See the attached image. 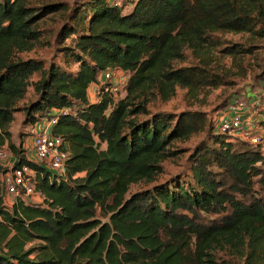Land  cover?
I'll return each instance as SVG.
<instances>
[{"label":"trees","instance_id":"16d2710c","mask_svg":"<svg viewBox=\"0 0 264 264\" xmlns=\"http://www.w3.org/2000/svg\"><path fill=\"white\" fill-rule=\"evenodd\" d=\"M61 10L53 56L24 57L45 36L40 21ZM221 32L264 38V0H0V146L14 168L35 169L43 196L8 206L0 162V264H264V151L215 134L204 111L150 108L178 87L196 97L228 82L206 55L253 48L223 47ZM189 56L201 63L178 64ZM108 68L122 73L125 95L91 101ZM30 88L34 98L19 106ZM22 108L33 128L58 117L51 131L70 149L65 174L12 141ZM204 132L211 143L188 157L192 181L157 183L178 151L170 146ZM138 182L149 186L131 191Z\"/></svg>","mask_w":264,"mask_h":264},{"label":"rangeland","instance_id":"374dc122","mask_svg":"<svg viewBox=\"0 0 264 264\" xmlns=\"http://www.w3.org/2000/svg\"><path fill=\"white\" fill-rule=\"evenodd\" d=\"M58 1L72 4L76 0ZM65 13V10L53 12L40 21L45 36L35 49L24 53V57L38 56L49 60L53 56V53L56 51V31L65 20ZM220 35L221 38H223V47L231 45L232 43H242L247 46H252L253 52L233 57L220 52V47L211 50L210 54L206 55V60L211 62L210 69L214 72H218L219 75L224 77L228 82L218 87L205 88L200 91L196 97H192L190 93H187L186 89L178 87L176 94L169 101L163 102L161 100H154L150 105L153 111L161 109L179 114L185 110L196 109L208 113L211 119L212 115L218 109L228 104L232 96H245L248 91V96L250 97H253V95L261 97V103L263 102L264 105V90L261 85L262 75H264V38L250 32H221ZM199 60L189 56L186 61L178 62V64L189 65V63H201ZM122 80H124L123 77H121V81ZM125 93V91H122L119 97H123ZM95 95L96 92L91 96V100L95 99ZM33 98V89L30 88L27 97L18 105L23 107ZM9 130L12 134V141L26 149V155L31 157L34 128L32 125L26 123V114L23 108L15 112V117L9 125ZM207 142L211 143L210 134L208 132L194 135L189 140L175 141L170 147L172 150L178 149V151L174 155L167 156L164 161H162L163 171L156 176V182L169 181L173 176H177L185 184L192 181L189 169V154L199 145ZM0 148L8 149L6 145L0 146ZM11 154L8 160L2 162L6 167H11L14 163V155L12 152ZM151 185L152 183H150V186ZM147 186L149 185L145 182H138L132 185L131 191ZM22 198L32 203L43 200V196L38 192L28 196L24 195ZM15 200L16 199L13 198V201ZM6 201L7 203H11L9 199ZM212 216L213 214L211 217ZM202 217L206 220V216L203 215Z\"/></svg>","mask_w":264,"mask_h":264},{"label":"built area","instance_id":"2783aa9c","mask_svg":"<svg viewBox=\"0 0 264 264\" xmlns=\"http://www.w3.org/2000/svg\"><path fill=\"white\" fill-rule=\"evenodd\" d=\"M124 0H110L115 6H122ZM122 73L110 68L104 70L99 80L95 83V101H99L101 95L109 94L117 98L121 89ZM264 90V77L261 79ZM249 92V91H248ZM235 95L227 105L218 109L211 118L213 132L223 135L227 140H241L258 146L264 151V134L262 121L264 120V105L261 97ZM60 112L54 109L53 114ZM58 117L52 115L44 118L41 126L34 127L31 159L38 164H44L54 174H65L67 161L70 157V149L64 137L53 134L52 126ZM37 125V124H36ZM8 149L0 148V162L6 161L11 156ZM14 164V163H13ZM9 170L2 173L3 191L5 203L11 206L19 197L40 193L36 190L33 180L35 169L27 165L22 167H8ZM7 199L11 203H7Z\"/></svg>","mask_w":264,"mask_h":264},{"label":"crops","instance_id":"0c3cea01","mask_svg":"<svg viewBox=\"0 0 264 264\" xmlns=\"http://www.w3.org/2000/svg\"><path fill=\"white\" fill-rule=\"evenodd\" d=\"M94 92H95V85H94V83H92L90 88H89V98H90V100H91V96L94 94ZM91 101H93V100H91ZM41 124H42V121L38 122L36 126H38V128H39L41 126ZM262 132L264 134V127H262Z\"/></svg>","mask_w":264,"mask_h":264}]
</instances>
